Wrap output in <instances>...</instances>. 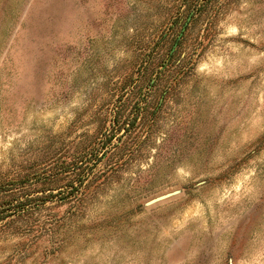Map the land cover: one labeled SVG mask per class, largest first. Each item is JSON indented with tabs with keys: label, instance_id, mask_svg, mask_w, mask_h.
I'll use <instances>...</instances> for the list:
<instances>
[{
	"label": "rangeland",
	"instance_id": "rangeland-1",
	"mask_svg": "<svg viewBox=\"0 0 264 264\" xmlns=\"http://www.w3.org/2000/svg\"><path fill=\"white\" fill-rule=\"evenodd\" d=\"M191 4L0 0V264H264V0Z\"/></svg>",
	"mask_w": 264,
	"mask_h": 264
},
{
	"label": "water",
	"instance_id": "water-1",
	"mask_svg": "<svg viewBox=\"0 0 264 264\" xmlns=\"http://www.w3.org/2000/svg\"><path fill=\"white\" fill-rule=\"evenodd\" d=\"M188 19H189V18H188ZM177 193H178V192L176 191V192L167 193V194H164V195L158 196V197H156V198H154V199L148 201V202L146 203V205H147V206H148V205H153V204H156V203H158V202L164 201V200H166V199H168V198L174 196V195L177 194Z\"/></svg>",
	"mask_w": 264,
	"mask_h": 264
},
{
	"label": "trees",
	"instance_id": "trees-1",
	"mask_svg": "<svg viewBox=\"0 0 264 264\" xmlns=\"http://www.w3.org/2000/svg\"><path fill=\"white\" fill-rule=\"evenodd\" d=\"M188 2H190V4H191V8H196L195 6H196V3H197V0H187ZM207 2V1H206ZM204 4H206L205 2L204 3H201V4H197V6H198V9L197 10H199V9H201L203 6H204Z\"/></svg>",
	"mask_w": 264,
	"mask_h": 264
}]
</instances>
